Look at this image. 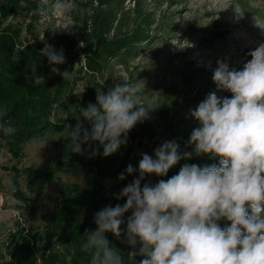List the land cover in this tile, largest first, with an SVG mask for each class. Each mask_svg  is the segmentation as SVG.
<instances>
[{
    "label": "clouds",
    "instance_id": "obj_1",
    "mask_svg": "<svg viewBox=\"0 0 264 264\" xmlns=\"http://www.w3.org/2000/svg\"><path fill=\"white\" fill-rule=\"evenodd\" d=\"M72 7L70 0H56L54 5L57 14ZM41 55L49 64L65 63L63 49L56 52L46 45ZM249 55L252 59L241 71L217 62L213 80L218 90L230 91L232 98L212 92L190 110L200 126L193 129L188 144L194 146L197 156L219 157V166L185 163L166 181L142 186L147 175L166 176L179 161L193 155L180 152L176 141L155 148V158L142 153L138 169L131 164L126 168L129 175L139 172L117 196L126 202L97 211L96 230L84 233L82 248L90 254L89 264H125L120 249L107 239L109 232L117 239L123 236L132 246L134 250L128 254L132 259L144 257L139 264H264V44ZM31 67L35 74V63ZM51 71L64 80L75 76L74 70L61 72L54 67ZM43 82V76H34L35 85ZM140 93L138 83L126 81L106 93L97 91V103L80 108L79 115L74 114L76 124L68 126L71 151L83 154L98 141L107 157L126 144L128 132L148 118L151 108L143 107ZM82 121L91 125L90 130ZM0 128L5 135L16 131L7 122L0 123ZM84 144L89 149H82ZM96 154L98 149H92V155ZM119 179L124 180L125 175L121 173ZM7 183L11 186V179ZM221 220L230 226L222 228Z\"/></svg>",
    "mask_w": 264,
    "mask_h": 264
},
{
    "label": "rangeland",
    "instance_id": "obj_2",
    "mask_svg": "<svg viewBox=\"0 0 264 264\" xmlns=\"http://www.w3.org/2000/svg\"><path fill=\"white\" fill-rule=\"evenodd\" d=\"M29 1L38 2L37 10L32 11L36 13V19L30 18L33 13L29 16L26 13H15L1 24L13 25L19 32L21 44L40 45L43 48L51 45L55 50L59 37L70 36L76 39L88 26L92 0H70L73 7L64 14L56 13V0ZM140 5L142 12L149 14L152 22L148 28L149 40L137 45L132 54L105 61L99 75H80V81L74 86V93L80 95L92 85H95L96 92L101 90L106 93L116 83L123 84L126 81L139 84L141 103L146 109L151 108L148 118L138 122L127 134L128 139L132 138V134L136 136L134 143L128 141V147L133 152L131 156L134 157L129 164L135 169H138L141 154H149L151 148L159 147V142L164 138V129L157 119L162 104L165 103L174 116L176 141L183 134L191 135L200 124L191 117L190 110L196 109L212 92L221 98H232L230 91L218 90L213 80L214 71L218 68L217 62H226L230 69L241 71L252 59L249 53L264 44V0H140ZM123 7L126 10L133 9L134 0H124ZM30 24L34 28L31 34L26 30ZM66 27L70 28L64 30ZM33 36H36V40H33ZM70 52H73L70 53L72 56L76 55L74 51ZM79 58L82 60V54ZM82 64L76 63V68ZM22 115L30 125L41 122L30 111ZM4 118L5 122L12 124L14 114L7 112ZM49 121L51 132L22 146L24 158L20 167L35 170L68 159L73 160L75 165L64 168L43 186L36 214L25 216V220L36 232L41 233L53 215L66 216L69 222L60 223L54 230V252L58 262L89 264L90 254L82 248L83 236L86 230H96L94 214L99 210L80 205L75 194L70 192L72 188L83 190L93 187V184L85 176L78 157L70 149L71 141L67 138L64 115L51 116ZM94 146L95 142L91 148ZM188 152L194 153V146ZM13 164V159L0 141V251L3 254L6 252V240L13 232L19 216L7 188V180L11 175L2 169ZM138 176V171L128 174L131 182ZM102 183L105 188V207L111 204L109 199L113 185L110 181ZM144 183L155 185L151 180L142 181L141 185ZM19 185L27 195L25 177L19 179ZM67 196L68 209L62 210L61 205ZM128 213L130 216L131 211ZM105 235L116 248L123 242V238L119 240L110 232ZM5 258L8 261V257ZM125 264L138 263L129 261Z\"/></svg>",
    "mask_w": 264,
    "mask_h": 264
},
{
    "label": "trees",
    "instance_id": "obj_3",
    "mask_svg": "<svg viewBox=\"0 0 264 264\" xmlns=\"http://www.w3.org/2000/svg\"><path fill=\"white\" fill-rule=\"evenodd\" d=\"M123 1L92 0L87 18V28L76 39L70 36L58 38L55 51L59 52L63 49L65 63L54 65L49 64L47 57L41 55L42 46L21 44L19 32L13 25L1 26L15 13H26L27 15L33 13L32 11L37 10L38 2L0 0V123L5 122L4 116L7 112L13 113L14 121L11 125L16 129L14 134L5 135L3 129L0 128V141L14 161L12 166L2 169L11 175L8 180L11 179L12 185L7 183V188L19 215L14 223L13 232L6 240L5 254L0 251V264H59L58 257L54 252V230L60 223H68V218L59 214L53 215L45 225L44 231L40 233L26 223L25 216L32 217L36 214L43 186L64 168L73 167L75 163L68 159L65 162L58 160L54 164L35 170L20 167L21 160L24 158L22 146L51 132L52 126L49 121L51 116L64 115L65 118L67 117L65 119L66 133L70 131L68 126L76 124L75 115H79V109L86 108L89 103H97L95 85L86 88L80 95L74 93V86L80 81V75L92 77L99 75L104 69L105 61L132 54L137 45L149 40L148 28L152 22L149 20V14L142 12L140 0H134L133 9L127 10L123 7ZM30 18L36 19V13H33ZM130 25L131 28H129ZM26 30L29 34L33 33L32 24ZM33 40H36V36H33ZM18 46L21 49H17ZM70 51H74L76 55L72 56L70 53L73 52ZM81 54L82 60L79 58ZM33 63L36 65L35 74L31 67ZM76 63L83 64L76 68ZM54 67L59 68L61 72L74 70L75 76L71 80H64L61 75L51 71ZM35 75L44 77L42 85L34 84ZM28 111L32 112L41 122L37 125H30L22 115ZM157 119L165 133L158 146L166 141H176L175 119L165 103L157 112ZM82 123L90 130L91 125L87 121H82ZM131 137L129 139L127 137L126 144L121 145L114 154L107 157L103 155V147L98 141L91 149L87 144L82 145V149H89L83 154L74 153L78 157L85 176L93 184V187L83 190L72 188L70 193L75 194L80 205L89 209L101 210L104 208L105 188L102 181L108 179L113 185L110 190V206L115 207L117 204L123 206L126 198L117 199V196L125 186L131 183L126 168L134 157L131 156L133 152L128 147V141L134 143L136 136L132 134ZM189 138L190 134L186 133L177 139L180 152L189 151L192 147L188 144ZM92 149H98V154L92 155ZM153 149L154 147L151 148L149 155L155 158ZM219 161V157L210 154L197 156L193 153L191 159H182L169 169L166 176L151 174L147 175L143 181L151 180L155 184L162 179L166 181L178 174L185 163L203 167L212 164L219 165ZM121 173L125 175L124 180L119 179ZM22 177L26 179L27 195L19 185V179ZM68 199V196L64 198L61 205L62 210L68 209ZM128 216L129 213H126L125 221ZM219 223L222 228L230 226V222L226 220H221ZM122 227H126V225H122ZM139 247L140 245L137 243L135 251L138 252ZM117 248L120 249L125 262L135 261L139 264V261L144 258L136 255L132 259L128 254L134 249L124 242V238ZM6 256L8 261L5 260Z\"/></svg>",
    "mask_w": 264,
    "mask_h": 264
},
{
    "label": "built area",
    "instance_id": "obj_4",
    "mask_svg": "<svg viewBox=\"0 0 264 264\" xmlns=\"http://www.w3.org/2000/svg\"><path fill=\"white\" fill-rule=\"evenodd\" d=\"M106 183H108L109 182V180L108 179H106V180H104Z\"/></svg>",
    "mask_w": 264,
    "mask_h": 264
}]
</instances>
